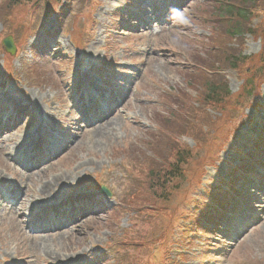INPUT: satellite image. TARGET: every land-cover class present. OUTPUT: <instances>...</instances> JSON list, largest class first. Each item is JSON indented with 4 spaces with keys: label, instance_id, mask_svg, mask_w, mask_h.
I'll list each match as a JSON object with an SVG mask.
<instances>
[{
    "label": "rangeland",
    "instance_id": "1",
    "mask_svg": "<svg viewBox=\"0 0 264 264\" xmlns=\"http://www.w3.org/2000/svg\"><path fill=\"white\" fill-rule=\"evenodd\" d=\"M131 1L137 7V1ZM218 1H194L166 22L165 30L115 27L114 33L121 35L106 32L112 26L105 20L121 4L119 0L0 1V87L5 94L22 95L27 104L35 102V120H45L61 131V126L72 128L73 122L83 125L73 121L83 119L80 108L70 104L74 103L73 87L69 91L73 81L93 77L105 82L112 75L113 62L133 75L124 107L113 116L110 132H95L101 136L96 139L91 133L95 129L66 130L72 143L59 160L23 179L25 189L19 192L21 202L16 210L30 212L82 189L91 192L99 184L111 187L117 202H109V207L96 205L100 212L78 218L71 230L48 238L25 233L14 209L0 203V262L264 264V199L255 188L248 189L244 180L245 174L259 169L255 164L264 169V158L253 143L259 127L255 124L247 133L239 126L259 119L264 128V0H228L250 13L238 40L224 38L228 24L217 12ZM61 7L64 15L59 16L65 20L60 41L64 45H59L56 56L42 52L41 58L43 18L47 10ZM246 28L254 34H247ZM6 37L13 41L14 55L4 52L1 42ZM239 52L246 59L229 70L230 58ZM29 53L32 57L27 59ZM200 66L219 68L222 73L208 78L198 70ZM209 81L226 84L229 90L213 111L195 106L199 90ZM28 129L25 125L0 146L1 178L12 176L14 182L21 181L6 161L10 143L21 142ZM175 158L181 165L175 164ZM168 172L171 178L162 183L157 176ZM240 191L251 192L258 200L239 197ZM236 199L249 206L246 214L259 213L260 220L231 242L216 232L207 215L217 211L224 217L220 213L226 212L230 201L237 203ZM237 216L238 225L247 223L245 214ZM225 223L232 225L226 221L219 225ZM224 232L237 230L227 226Z\"/></svg>",
    "mask_w": 264,
    "mask_h": 264
},
{
    "label": "bare ground",
    "instance_id": "2",
    "mask_svg": "<svg viewBox=\"0 0 264 264\" xmlns=\"http://www.w3.org/2000/svg\"><path fill=\"white\" fill-rule=\"evenodd\" d=\"M103 125H104V126L100 125V127H106V128L103 130L104 133L101 132L102 130L93 131V132H94L93 136L96 137V139L101 138V136H100V137H97L98 135L95 136V132H97L96 134H99V133H100V134H105V133L108 134V133L110 132L109 129H111V127H112V123H111V121L103 122ZM98 128H99V127H98ZM106 129H107V130H106ZM93 132H91V133H93ZM55 181H56V180L52 181V183H55ZM50 187H51V185H49L47 188L49 189ZM43 244H44V243H43ZM43 244H42V245H43ZM42 245H41V246H42ZM39 247H40V246H39ZM43 248H45V247H43ZM45 249H46V248H45ZM43 251H44V250H43ZM45 253H46V252H45Z\"/></svg>",
    "mask_w": 264,
    "mask_h": 264
},
{
    "label": "trees",
    "instance_id": "3",
    "mask_svg": "<svg viewBox=\"0 0 264 264\" xmlns=\"http://www.w3.org/2000/svg\"><path fill=\"white\" fill-rule=\"evenodd\" d=\"M12 1L15 2V3H20L22 0H12ZM224 3H227V2H224ZM232 9L233 8L231 6L225 8L226 13H230ZM240 10H242V9H239L238 12H236V13L238 14L239 17L243 18L244 17V12L240 11ZM234 33H236V32H233L232 34H234Z\"/></svg>",
    "mask_w": 264,
    "mask_h": 264
},
{
    "label": "water",
    "instance_id": "4",
    "mask_svg": "<svg viewBox=\"0 0 264 264\" xmlns=\"http://www.w3.org/2000/svg\"><path fill=\"white\" fill-rule=\"evenodd\" d=\"M3 44H4L7 51H10V52L12 51V44L10 41L6 40L3 42Z\"/></svg>",
    "mask_w": 264,
    "mask_h": 264
}]
</instances>
